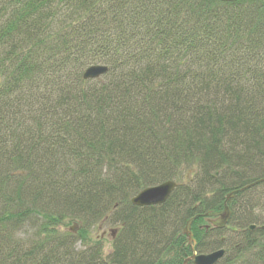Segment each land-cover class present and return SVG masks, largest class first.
<instances>
[{
    "label": "trees",
    "instance_id": "trees-1",
    "mask_svg": "<svg viewBox=\"0 0 264 264\" xmlns=\"http://www.w3.org/2000/svg\"><path fill=\"white\" fill-rule=\"evenodd\" d=\"M263 178L264 0H0V264H264Z\"/></svg>",
    "mask_w": 264,
    "mask_h": 264
},
{
    "label": "water",
    "instance_id": "water-1",
    "mask_svg": "<svg viewBox=\"0 0 264 264\" xmlns=\"http://www.w3.org/2000/svg\"><path fill=\"white\" fill-rule=\"evenodd\" d=\"M220 2H235V1H244V0H217ZM107 71V67L105 65H91L88 66L83 74L82 77L84 80H92L97 79ZM263 179H260L256 182H253L247 186L239 188L237 190H233L225 195V200L223 202V208L220 211L215 213H205L203 214L204 217H214V219H210L209 222L212 227L214 228H226L227 230L236 232L237 229L227 224V221L230 217V210L227 206V201L233 198L236 194L244 191L245 189L254 186L259 182H263ZM178 184L173 180H167L160 184L146 187L140 190L136 195L131 198V203L138 207L144 206H153V205H160L166 201L169 197L171 192ZM198 217L195 215L194 217L187 220L185 226L183 227L182 233L186 235L188 239V243L190 244L192 254L188 258H186L182 264H187L191 262L192 264H217L224 256L225 250L224 248H220L208 253H197L194 250L195 246V239L193 238V234L191 231V224L193 220ZM255 226L251 225L249 227L250 230L254 229ZM71 231H74V227L70 228Z\"/></svg>",
    "mask_w": 264,
    "mask_h": 264
},
{
    "label": "rangeland",
    "instance_id": "rangeland-1",
    "mask_svg": "<svg viewBox=\"0 0 264 264\" xmlns=\"http://www.w3.org/2000/svg\"><path fill=\"white\" fill-rule=\"evenodd\" d=\"M73 225H68L67 227H61L60 230L67 231L70 229V227ZM113 226L110 227H99L95 226L87 231V234L82 238V240H79V244H77V247H85L86 245L100 243L103 246L102 252L103 255H107L111 249V234L108 232L109 229H113ZM76 228L74 227V231ZM103 231H106V233L103 234ZM33 232V228L28 224L24 227L22 231V236L27 237V235L31 234Z\"/></svg>",
    "mask_w": 264,
    "mask_h": 264
},
{
    "label": "bare ground",
    "instance_id": "bare-ground-1",
    "mask_svg": "<svg viewBox=\"0 0 264 264\" xmlns=\"http://www.w3.org/2000/svg\"><path fill=\"white\" fill-rule=\"evenodd\" d=\"M227 202H228V201H227ZM227 206H228V205H227ZM222 208H223V207H222ZM228 208H229V207H228ZM229 210H230V209H229ZM230 215H231V211H230ZM193 217H194V216H193ZM191 218H192V217H191ZM196 218H197V217H196ZM196 218H195V219H196ZM195 219H194V220H195ZM207 219H208V220H210V219H214V217H207ZM229 219H230V217H229ZM229 219H228V221H227V224L229 223ZM194 220H193V221H194ZM228 225H229V224H228ZM250 226H251V225H250ZM250 226H248V230H250V229H249ZM253 226H255V228L257 227L256 225H253ZM232 227H233V226H232ZM235 228H236V227H235ZM255 228H254V229H255ZM236 229H237V228H236ZM254 229H252V230H254Z\"/></svg>",
    "mask_w": 264,
    "mask_h": 264
},
{
    "label": "flooded vegetation",
    "instance_id": "flooded-vegetation-1",
    "mask_svg": "<svg viewBox=\"0 0 264 264\" xmlns=\"http://www.w3.org/2000/svg\"><path fill=\"white\" fill-rule=\"evenodd\" d=\"M104 233H106V231H103V234H102V235H104ZM111 234L113 235V234H114V232L112 231V232H111Z\"/></svg>",
    "mask_w": 264,
    "mask_h": 264
}]
</instances>
